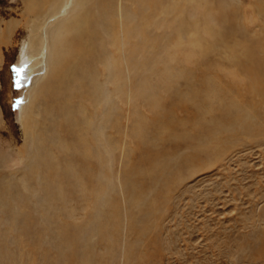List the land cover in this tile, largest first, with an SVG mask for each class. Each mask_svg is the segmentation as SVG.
<instances>
[{
	"label": "bare ground",
	"instance_id": "1",
	"mask_svg": "<svg viewBox=\"0 0 264 264\" xmlns=\"http://www.w3.org/2000/svg\"><path fill=\"white\" fill-rule=\"evenodd\" d=\"M181 1L135 0L132 7L127 6L126 0L23 1L24 15L29 19L25 30L30 36L20 50L18 64L26 70L20 122L28 140V152L21 159L25 171L20 185L4 182L0 174V264L10 256L2 214L17 234L16 241H12L18 245L23 237L31 236L38 247L48 229L54 228L57 232L54 248L61 262L95 264L88 249V236L95 233L102 241L111 242L116 238L112 233L121 223L120 210L111 198L112 161L117 151L126 159L122 185L127 196V212L137 210L147 217L156 212V203L147 202L137 194L134 178L144 172L130 163V152L124 143L127 100L132 104L145 102L158 117L155 124H149L138 115L139 108L133 109L131 137L138 143L152 144L170 133V117L159 93L175 85L179 78H189L188 73L172 67L175 61L172 50L185 43L203 51L212 50L218 43H224L225 28H233L236 21L237 7L229 0ZM255 4L254 12L264 31V0H256ZM236 26L245 28V24ZM152 27L164 29L167 34L151 38ZM14 28L0 27V45L9 42L15 34ZM254 36L243 33L236 46L239 52L232 51L234 62L247 80V91L256 98L264 94V44ZM1 62L0 55V66ZM208 85V96L213 97L217 90L212 83ZM198 96L193 91L182 96L181 101L192 102ZM243 106L232 102L223 116L235 110L239 128L251 132L255 129L250 123L253 110ZM199 109L200 115L206 112L203 106ZM214 121L212 126L220 132V123ZM205 127L203 121L199 122V135L206 133ZM153 131L156 137L152 136ZM186 139L195 141L191 136ZM213 156L216 158L217 154L214 152ZM167 169L166 165L158 168L155 172L158 178H166L170 174ZM35 192L37 212L31 199ZM70 193L92 200L95 213L89 218L87 229L57 221L55 209L61 205L67 211ZM65 215L73 218L69 211ZM261 215L264 216V211ZM41 220L43 227L37 229ZM137 223L138 220L132 219L131 230ZM258 240V252H264V233ZM133 250L131 246L127 248L128 260Z\"/></svg>",
	"mask_w": 264,
	"mask_h": 264
},
{
	"label": "rangeland",
	"instance_id": "2",
	"mask_svg": "<svg viewBox=\"0 0 264 264\" xmlns=\"http://www.w3.org/2000/svg\"><path fill=\"white\" fill-rule=\"evenodd\" d=\"M23 1L0 0L1 29L15 27V34L9 42L0 45V157H3L0 158V174L4 182L19 185L25 171L21 159L28 152V140L20 122L26 70L18 64L20 50L30 36L25 30L29 19L24 15ZM134 1L126 0L127 6L132 7ZM174 1L183 3L181 0ZM229 1L237 7L234 25L245 24L243 30L238 26H234V29L226 27L224 43H218L212 50L203 51L186 43L172 50L175 55L172 67L188 73L189 78H179L175 85L173 83L168 90L159 93L164 110L170 117V133L152 144L138 143L131 137L133 109L139 108L138 115L149 124H155L158 117L145 102L132 104L127 100L124 143L130 152V163L144 172L134 178L137 194L147 202L156 203L157 210L149 217L135 210L130 212V217L122 185L126 159L117 151L112 161L111 198L120 210L121 223L112 233L116 238L111 242L102 241L95 233L88 236V249L95 264H264V252L259 253L257 246L258 239L264 233V216L261 215L264 211V94L253 98L247 91V80L234 62L232 51L239 52L236 46L243 33L249 37L255 35L264 44V31L253 9L256 8V0ZM216 14H219L217 10ZM155 29H149L151 38L167 34L164 29ZM14 68L23 70L19 88L16 86ZM208 83H212L217 90H214V98L208 96ZM193 91L199 94L197 101H181L182 96ZM232 102L253 110L250 121L255 127L253 131L245 132L239 128L240 121L235 110L223 116L224 110L229 109ZM200 106L206 109L204 115H200ZM228 119L232 120L229 122ZM201 121L207 126L208 135H199L198 124ZM212 121L220 123V129H227L226 133L216 131ZM186 136L194 137L195 141L186 139ZM206 140L210 143L204 144ZM213 151L217 154L216 158ZM164 165L170 174H166V178H158L155 172ZM191 172L193 175H188ZM36 195V192L31 194L34 212L39 210ZM77 196L74 193L67 195V211L61 205L56 207L57 221L65 225L74 223L87 229L89 218L95 213L93 203L87 197L82 199ZM68 211L73 213V218L65 215ZM1 216L3 231L8 235L5 240L10 255L1 264H64L54 248L57 233L54 228L48 229L38 247L31 236L23 237V242L18 245L12 241H16L17 234L10 229L6 215ZM132 219L138 220L139 224H135L131 230ZM42 225L41 220L37 229H41ZM129 246L134 250L128 260Z\"/></svg>",
	"mask_w": 264,
	"mask_h": 264
},
{
	"label": "snow or ice",
	"instance_id": "3",
	"mask_svg": "<svg viewBox=\"0 0 264 264\" xmlns=\"http://www.w3.org/2000/svg\"><path fill=\"white\" fill-rule=\"evenodd\" d=\"M13 71L16 73V86L19 88L21 86V79L23 77V70L20 68H14Z\"/></svg>",
	"mask_w": 264,
	"mask_h": 264
}]
</instances>
